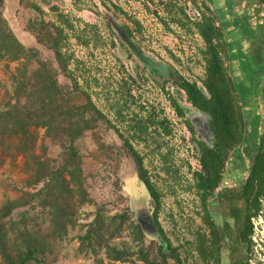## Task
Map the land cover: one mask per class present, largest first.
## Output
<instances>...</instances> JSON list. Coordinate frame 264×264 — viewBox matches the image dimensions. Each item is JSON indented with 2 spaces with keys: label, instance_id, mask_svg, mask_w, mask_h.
Instances as JSON below:
<instances>
[{
  "label": "rangeland",
  "instance_id": "1",
  "mask_svg": "<svg viewBox=\"0 0 264 264\" xmlns=\"http://www.w3.org/2000/svg\"><path fill=\"white\" fill-rule=\"evenodd\" d=\"M28 1L41 8L45 22L57 24L56 17L62 14L72 23V29L64 30L62 43V52L69 57L67 70L74 77L75 85L88 93L90 101L105 119L124 135L134 120L141 119L143 124H147L141 138L135 137L130 142L142 156L147 174L159 190L160 226L172 247L175 238L185 241L192 218L191 170L197 167L195 159L198 154L185 119L194 109L181 96L178 101L185 109V116L179 117L172 109L169 97L175 96L172 81L176 75L197 80L203 73L199 53L202 41L191 23L195 15L200 10L204 11L203 4H206L226 22L225 0H212V3L195 0V4L190 0ZM168 1L173 6L178 4L184 7L187 18L183 20V27L169 21L163 9V3ZM237 9H241V6ZM37 15L33 9L19 5L17 0H5L3 16L15 36L26 47L38 51L39 58L56 69L52 53L23 30L25 20ZM162 19L166 20V24ZM125 26L130 31L129 35L120 30ZM223 27L226 34L232 33L228 23H224ZM142 58L162 71V76L151 71L150 65ZM19 62L8 59L0 61V104L7 99L5 92L12 91L9 72L14 71ZM66 75L57 71V80L64 88H72L73 81ZM117 109H120L122 119L116 117ZM160 121L166 126H161ZM164 128L169 132H165ZM31 132L35 140V154L43 156L45 152L41 145H44L48 146L47 153L51 156L53 146L49 137L45 136L44 129L32 127ZM195 132V138L202 140ZM92 135L98 136L96 141L99 146L110 150V157L83 164L84 171L90 175L87 189L94 203L74 205V226L67 227L59 237H52L48 210L40 206L18 208L6 222L12 251L23 249L21 233L25 231L34 237L39 235L45 241V251H38L24 264H99L97 258L106 260L101 249L92 253L79 247V236L92 220L97 206H102L105 216L121 213L127 207L137 223L132 202L143 199L152 212L149 196L115 131L105 121L97 120ZM91 138L88 132L77 140L81 154L87 153L88 148L95 145V140ZM15 142L14 139L0 138V201L6 197H17L23 191H36L41 186V183L28 185L31 173L27 170L33 168V162L14 148ZM164 155L166 162L163 163ZM261 202L262 211L251 219L253 243L246 264H264V197ZM150 240L158 241L145 234V243L148 244ZM121 241H130L127 228H123L114 242L121 244ZM0 264H6L1 257Z\"/></svg>",
  "mask_w": 264,
  "mask_h": 264
},
{
  "label": "trees",
  "instance_id": "2",
  "mask_svg": "<svg viewBox=\"0 0 264 264\" xmlns=\"http://www.w3.org/2000/svg\"><path fill=\"white\" fill-rule=\"evenodd\" d=\"M17 1L22 7H29L38 14L25 20L23 30L52 53L57 71H61L63 75L67 73L66 76L73 82L72 88H64L57 80L56 69L39 58L38 51L33 47H26L18 40L3 16L5 0H0V61L3 59L20 61L14 71L9 72L12 91L5 92L7 99L0 104V138L16 140L14 148L32 159L33 168L27 170L31 173L28 185L41 183L36 191H23L17 197H6L0 201V257L6 264H24L38 251H45V241L39 235L34 237L26 231L21 233L23 249L16 248L12 251L6 222L11 219L16 209L33 206L46 208L50 217V235L59 237L66 232L67 227L74 226L76 205L94 203L87 189L90 175L84 171L83 164H90L99 158L109 156L110 150H104L105 148L99 146L96 141L98 136L92 135L96 121L103 120L121 139L127 155L135 166L138 179L153 200L152 216L165 243L150 240L146 244L140 224L133 221L127 207L121 213L105 216L102 206H97L92 220L79 236V247L92 253H97V250L101 249L106 260L97 258L99 264H174L175 249L158 222L159 190L150 180L142 156L130 142L135 137L141 138L140 135L147 130V124H143L141 119L134 120V124L128 125L129 129L124 135L106 120L90 101L88 93L75 85L74 77L67 70L69 57L62 52V43L64 30L73 28L70 20L58 14L57 24L45 22L39 6L29 3L28 0ZM190 1L195 4V0ZM203 5L204 11L197 8L200 13L195 15L191 22L202 41L199 50L203 63L202 76L197 80H188L176 75V79L173 80L175 96H170L169 101L179 117L185 116V109L178 101L181 96L192 109L200 110L207 115L208 127L212 133V148H208L201 139L195 138L194 128L188 118L185 119V125L192 135L191 141L199 154L198 160L201 165L206 166L207 161H213L211 155L206 158V153H218L220 148L228 144L230 137L241 136L243 129L241 104L249 88L246 89L243 83L237 81L239 77L230 75L225 64L230 46L228 47L224 36L223 24L218 22L212 8ZM256 5L255 12L260 11L264 15V0H256ZM172 6L170 1L163 3L169 21L183 27V20L187 18L184 7L176 4L172 11ZM162 22L166 24V20L162 19ZM232 25L244 31L247 26L246 18L234 17ZM120 30L127 35L130 34L127 26ZM261 41L264 50V26ZM142 59L149 65V61ZM150 68L156 70L153 66ZM242 80L245 82L243 77L239 81ZM115 114L117 118H123L120 109H117ZM159 123L163 127L166 126L163 121ZM32 127L44 129L45 136L49 137L50 145L53 146V149H50L51 156L47 153L48 146L44 145H41V149L45 154L43 156L35 154ZM164 129L165 132H169L167 128ZM88 132L91 139L95 140V145L89 147L87 153L81 154L77 140ZM260 147L254 176L258 180L254 206L256 210L251 215L256 214L259 208L257 197L262 195L264 190V133ZM162 158L163 163L166 162V155ZM163 169L168 171L167 167ZM204 172L208 175L207 171ZM196 176L199 187H202L206 176L202 172L196 173ZM123 228L130 232V241H121V244L114 242ZM251 233L252 226L249 222L247 234ZM250 243L252 242H249L247 251L249 253Z\"/></svg>",
  "mask_w": 264,
  "mask_h": 264
},
{
  "label": "flooded vegetation",
  "instance_id": "3",
  "mask_svg": "<svg viewBox=\"0 0 264 264\" xmlns=\"http://www.w3.org/2000/svg\"><path fill=\"white\" fill-rule=\"evenodd\" d=\"M238 6L241 9L238 10ZM256 6V0L224 1L227 16L224 23H228L232 32L228 35L224 31L230 46L225 64L230 75H236L239 80L243 77L245 82L237 81L249 88L241 104L243 129L240 137H230L218 153H206V158L210 155L213 158L206 166L201 165L197 154V167L191 170L193 200L189 234L185 241L175 238L174 264H246L249 242L253 243L251 234H247L248 225L250 222L252 226L251 219L262 211L264 197L263 190L257 197L259 208L251 215L256 210L258 180L254 178L255 165L264 133V50L261 41L264 15L255 12ZM215 14L217 16V12ZM234 17L246 18L244 31L233 27ZM217 19L223 23L218 16ZM153 72L163 74L158 68ZM202 141L208 148L213 147L204 139ZM199 172L206 176L202 187L196 176Z\"/></svg>",
  "mask_w": 264,
  "mask_h": 264
},
{
  "label": "water",
  "instance_id": "4",
  "mask_svg": "<svg viewBox=\"0 0 264 264\" xmlns=\"http://www.w3.org/2000/svg\"><path fill=\"white\" fill-rule=\"evenodd\" d=\"M188 120L192 125V127L201 136V138L209 142V144H212V133L208 127L207 115L202 111L195 109L193 112L189 114ZM141 184L144 187L145 191L147 192L144 184L142 182ZM149 203H150V207L153 209L154 203L150 196H149ZM132 209L135 212V217L138 223L140 224L144 234L152 236L156 238L160 243L164 244L165 242L155 226L152 212H150L147 206L143 203V199L138 200L137 203L132 202Z\"/></svg>",
  "mask_w": 264,
  "mask_h": 264
},
{
  "label": "crops",
  "instance_id": "5",
  "mask_svg": "<svg viewBox=\"0 0 264 264\" xmlns=\"http://www.w3.org/2000/svg\"><path fill=\"white\" fill-rule=\"evenodd\" d=\"M221 21H223L222 19H220ZM222 24H224V21H223V23Z\"/></svg>",
  "mask_w": 264,
  "mask_h": 264
}]
</instances>
